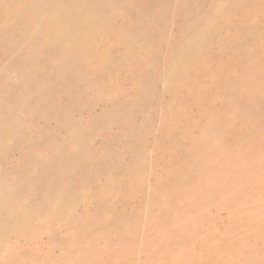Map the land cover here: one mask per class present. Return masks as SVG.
Wrapping results in <instances>:
<instances>
[{"label":"rangeland","instance_id":"obj_1","mask_svg":"<svg viewBox=\"0 0 264 264\" xmlns=\"http://www.w3.org/2000/svg\"><path fill=\"white\" fill-rule=\"evenodd\" d=\"M49 1L50 0H47V4L49 5L46 6V8H42L41 12L38 10V7H28L26 3L28 7L27 12L29 11V13L24 9L26 6L23 5L24 2L18 3V5H15L16 9L14 8L13 11H8V17H2L0 20V63L2 61V67L4 63V66H8L12 63L13 59H17L18 52L22 53V55L19 54L20 56L18 58L21 60L24 57L25 59L24 62L22 60L19 62V59L15 60L14 62H17L15 69L11 70L6 67V71L14 70L12 74L11 72H7L8 74L6 75L8 76L10 74L11 79H13V81L15 80V82L18 80L16 83H13V81L11 82V79H7L9 76L4 78L6 71L4 70V73L2 72L3 68H0V99L8 93L7 98H5L7 101L2 102L0 105H12V100H15L16 96H18L16 106L18 111L14 113L10 110L8 111L10 115L12 114L11 118L13 120L22 121V123L17 122V125L23 128L22 133L15 132L14 136L3 133L5 127H0V164H2L0 166L1 169L3 168L6 171L2 169L0 175L2 172L8 174L9 177L6 179L8 182L15 180L16 172L17 174L19 173V175H36V168H34L35 163L33 160L28 159L27 156L30 154L31 157L32 155L34 156L32 158L46 159V153H48V157L53 155L49 157L52 158L50 169L54 170L53 172L56 177H54V179L52 176H49L47 179L45 178V180H43L46 192H37V190L32 187L33 185L28 186V184L19 177L21 181L16 179V183H12L13 186L17 187L16 191L21 193L19 194L21 195V200L19 198L21 202L17 204L16 202L19 201L15 200V204L14 202L11 203L12 201L10 200L7 206L10 204L12 206L13 204L21 206L28 201L41 197L43 199H49L48 201L50 203L52 201V204H57V207L54 206L56 210L53 208L49 210L35 209L30 214H27V216L22 215L21 217H15V215H13L12 219H14H11L12 225L14 223L19 224L21 221V227L19 226L20 228L17 229L18 231L13 229L5 230L8 232L0 228V232L4 231L0 233L2 237V244L0 247H3L0 249V254L2 253L1 257L9 250L8 247L12 243L9 247L10 252H13L11 247L14 246L17 250L23 247L26 251L29 250V252H33L34 256L25 259L23 261L24 264L25 262L27 264H59V259L62 260L61 264H64L66 260L65 264H78L79 262H83L81 259L85 260V258L88 257L90 260L87 259V261H85L86 264L87 262H89V264H143V262H147V260H149L148 262L151 260V263L146 264H186L187 262V264H191V262L192 264H200L199 257L201 258V264H225L227 262L228 264H253L255 262L254 256L256 260L255 264H257L259 260L261 263L264 262L259 259L261 258L260 255L263 256L262 259H264V254H262V252H264V183L262 186L264 178H260V175L264 176V154L261 151L260 154H258V150H255L258 144L255 146V143L252 141L254 135L258 137L260 142L262 141L261 134L264 136V95L260 97L262 102L259 104L254 102L253 104L258 111L256 114L250 110L247 112L249 115L244 113L243 116V113L237 114L233 108L230 110L231 114L228 112V114L232 116L231 119V117H229L227 113L225 114L220 108L222 105L224 110L226 102L223 106L222 100L228 97L226 101H231L229 96L233 92H236V90L230 88L231 86L229 85L231 84L230 79H232L233 76L231 72L236 70V64L234 63L239 60V54L245 57L249 56L248 61H250V57L252 58L253 54L255 55L253 58L257 59L260 57L259 54L264 51V0H155V2L152 0H111L114 2L111 8L114 9L110 12V19L108 21V24L109 22L110 24L103 30L102 35H94L93 24L89 19L72 23L70 26L68 25L67 31H69V34L71 32L72 34L70 35L73 37L74 30H77L76 37H79V39L74 40L75 47L79 48L81 51L87 48L86 53L88 55L93 54L97 58V62L95 61V63L92 61L84 63L83 66L78 65L79 67H75L73 72L70 69L71 66L67 67L69 62H64V59L67 58L69 54V46L71 45H68L67 52L63 50L60 54L55 53L53 42L55 43V39L60 31L55 29V31L57 30L56 33L53 28L51 29L48 24H45L46 22L40 24L43 23L44 17L46 20L51 17V14L47 16L49 15L48 11H55L52 5H61L60 9L63 11L60 13L63 12L64 14L62 13V16L59 17L65 18L66 16L65 19H67V16L69 17V11H67L68 14L64 12L65 7L63 8L58 0L57 4V1L54 2V0H51L52 3L54 2L53 4ZM101 1L105 4L109 3V0ZM7 2L9 1L0 0V13H4L5 8L3 7L7 6ZM149 2H153L151 4L153 6H150ZM163 2L164 4H162ZM33 7L35 9H33ZM46 9L48 10L45 11ZM158 9L164 10V15H160L161 17L158 15ZM247 9L250 11H246ZM35 10L42 14L43 19H41L40 22L35 17L37 13H34ZM243 10H245L244 13L242 12ZM6 11L7 10H5V12ZM21 11L25 13V15H28L25 16ZM30 11L34 12L30 13ZM97 11H101L99 6H97ZM43 12H45V14ZM15 13L16 15H14ZM43 14L45 16H43ZM53 14L54 13H52V15ZM254 14L255 16H252ZM29 17H31V19ZM253 17L255 19H253ZM101 18L102 21L105 22L107 19L106 14L101 16ZM141 19H147L154 22V25H156L155 30H152L150 34H146L147 38L143 34L146 30V26L140 23ZM31 21L33 22L31 23ZM115 21L121 24L116 25L114 23ZM111 22H113V24ZM34 23H38L39 25H35ZM137 23L141 25L139 29L137 28ZM245 23L247 24L245 25ZM23 24H26L28 28L26 29V26ZM183 24L190 26L187 27L188 29L190 28L189 31L187 28L185 29L186 26H183ZM34 26H37V28ZM198 26H200L202 30ZM13 27L17 29V32H15ZM46 27L49 30L45 29ZM117 27L122 28L121 31L118 30L119 32H124L125 35H127L124 39H121L116 32ZM195 27L199 28L201 32L198 29L200 33H197ZM44 29L46 32H44ZM107 30L114 31V35L106 37V34H108ZM186 30L188 33H186ZM20 32L22 34H20ZM42 32L45 33L47 39L43 37L45 38L43 40L41 37V34H43ZM8 34H11V36ZM12 34L15 35L14 38ZM131 34H134L132 35L133 37ZM27 35H30L33 40L37 39L36 44L32 41L29 42L32 39L30 36L27 37ZM34 35L36 36L34 37ZM49 35L51 36L49 37ZM52 35H56L52 38L54 39L53 41L51 39ZM190 35H192L191 37L193 38H190ZM182 38L187 41L186 44ZM47 40L52 42L48 44ZM179 40L184 43H179ZM40 41H47L45 45L48 46L39 44L41 43ZM120 41H122L123 44V41H126L127 47L133 43L134 48L132 49L133 53L129 55L131 57L124 62V65L118 67L114 64L115 61L118 62V59L115 58L124 50V45L119 47ZM50 43L53 46H51ZM13 44L15 45L14 47ZM32 44L33 46L38 45L39 48H42L36 49L38 48L37 46L36 48L35 46L32 48ZM7 46H11V49L7 50ZM44 46L48 47L45 51L43 48ZM178 46L188 49V53L194 49L199 56L195 55L189 65L185 62H180L177 65L175 61L181 56H175V54L184 52V49L180 52L182 48ZM50 47L52 51L49 49ZM12 48L17 50V57L15 56L16 54L14 56L12 55V57L8 55ZM173 50L176 51V53ZM25 52H27V54H25ZM52 52L55 59L53 60L49 57L47 60L48 57L45 58V56H47L46 53L50 54ZM107 52L111 58V69H107V67L103 66V57H105ZM13 53L12 50L10 54ZM23 53L25 56H29L30 53L33 54L29 57L26 56L28 59L26 60ZM173 53L175 54L173 55ZM35 55L38 58H36ZM78 56L79 53L73 56L75 58L73 59L74 62H71V65L75 66V64H78L77 62L80 59ZM172 57L174 58L172 59ZM130 58L134 60V67L131 66L133 63ZM37 59L45 60V62L42 60L44 63V66L41 65L42 68L40 66V62L42 63V61L38 60L39 65H37ZM25 61H27L28 64ZM34 61L36 62L35 65ZM248 61H245L244 64H248ZM18 63H22V67L19 66ZM46 63L48 65H46ZM24 64L27 65L25 66ZM181 65L183 69L178 70L182 68ZM149 66H151V72L156 75L161 73L162 75L167 74L168 76H162L160 74V77H154V79L147 82V84L145 81L142 82L144 80L143 70ZM17 67L18 69L19 67L21 68V70L19 69L21 72L29 68L27 70L28 73L23 71L24 74L23 72L21 74L20 71H16ZM23 67H25V69H23ZM173 67L176 72L181 70L186 71L179 72V74L181 73L179 77L178 73V76H176L177 74ZM168 68L170 71L172 69L171 73H169ZM30 70H32L33 73ZM34 70H38V72ZM29 71L31 73H29ZM38 73H40V75ZM36 74H38L39 77ZM75 74L77 75L76 77ZM170 74H174V76L171 77ZM33 75L36 77L34 82L32 81ZM169 76L171 82L174 81L171 79L174 77L177 83H174V81V84L171 85V83L165 82V80L170 81L168 79ZM24 78V81L26 83L28 82L26 85L27 87L24 83V85L15 89L19 80L22 82ZM5 79H7V81ZM40 80L43 82H40ZM71 81L74 83L72 84ZM146 81H148V78H146ZM39 82L42 83V85ZM45 82L47 83L45 84ZM111 82H113L112 84H114V86H110ZM141 83L143 84V88L139 87L142 86ZM3 84L7 85L3 86ZM145 84L147 87H145ZM42 86H46V89ZM58 86L59 88L57 89ZM5 88H7V90ZM145 88L146 90H144ZM3 90L7 91V93ZM41 90L43 93L39 92ZM64 90L66 92H64ZM237 92L240 93V91ZM258 92L264 93V87L259 88ZM1 94H3L2 97ZM116 96L119 97V99L116 98L118 101H115ZM33 101L38 104L36 105L34 103V107H45L47 112L42 110H34V113L24 112L27 105L29 106ZM3 108H0L1 113L3 112ZM48 110H50V115ZM90 110L92 111L89 113ZM232 110L233 112H231ZM52 111L53 114H51ZM216 111L217 113H215ZM61 114L65 115V120L61 118ZM42 115L45 117L49 115V118L46 120ZM99 115H102V117H99ZM186 115L188 116L186 117ZM246 115L249 116L247 119L245 118ZM171 116L174 118H171ZM219 117L220 119H218ZM213 118L216 120H214L217 122L216 124ZM4 119H6V117L3 112L0 120ZM13 120L12 122H14ZM92 120L94 122L97 120L95 122L96 124ZM232 120L235 122L233 124H235L236 127L239 126V128L237 127L235 129V125H233L234 127L231 129L228 128L232 131H230L232 134H230L231 138H229V130L227 129L228 131H224L227 128L224 125ZM221 122H223V126H221ZM31 123H35L36 127L32 129L29 128L28 126H30ZM67 123L71 124L67 125ZM213 123L215 126L212 125ZM256 123L259 125L257 124L256 126ZM206 126L208 128H206ZM212 126H217L216 128H218V130H216V128L212 129ZM253 129L254 131L258 129L259 133H256L257 131L255 134L250 133V130L252 132ZM222 130L227 135L224 136ZM243 131H245V133ZM130 132L133 134H130ZM200 132L203 133L200 134ZM246 132H248V134ZM215 133L217 138L220 133L222 134V136L219 137L220 139L222 138V140H220L222 142H219L221 145L218 151L219 156L216 153L217 151L209 147L210 143H208L211 142V137L212 141L216 139ZM249 133L252 135L249 136ZM206 134L208 135L209 141L207 140ZM238 134L246 135V137ZM41 136L47 138L46 141L48 144L41 146L39 143H36V145L38 144V146H36L34 143L35 149L26 146H20V150L19 148L18 150L16 149L20 143L29 139L37 141L38 137ZM240 136H243L246 140ZM234 137L235 139L233 140L232 138ZM191 139H193L192 141L196 142V144L200 142L201 144L203 143V145H201L203 147H205L207 143L209 146L207 148L205 147L206 149L204 148L203 150L201 146H194L196 145L195 143L192 145L193 142L191 143ZM231 139L233 141H231ZM238 139H240L239 142L237 141ZM247 139L250 142L248 149L245 147L248 145H246L248 142ZM241 140L244 142L242 143ZM226 141L228 142L226 143ZM235 141L237 145L233 143ZM105 143L107 145H105ZM176 143L178 144L176 145ZM239 144H241L240 147L243 145L242 149L239 148ZM176 146L177 149L175 148ZM184 146H186V148ZM223 146L224 150L222 149ZM53 148L56 152L52 151ZM229 148H232L230 149L231 151ZM199 149H201V151ZM221 149L224 151L223 154L227 153L228 156L233 155V157L229 156L230 160L228 156H226L228 158L225 157L226 159H222ZM250 149L252 151L254 150V152L256 151L254 154H258V158L254 155V157L257 158L256 162L247 160L253 156ZM193 150L196 151L195 153H200V156L198 155L199 157L197 158H200L202 155L204 156L205 153L211 156V154L215 152L218 159L215 158V154L212 155L214 159L212 156L206 157V155V160L202 156L205 160L201 158L202 161L200 162V159L195 158V161L198 160L197 162L201 163V167L200 164L195 163L193 160L194 163L192 161L190 162L193 158L191 156H197L193 155ZM233 150H235L234 153L229 154L233 152ZM238 151L241 154L237 153ZM202 152H204V154L201 155ZM185 153L192 155L189 156ZM248 153L252 156L250 155V157ZM235 154H238L236 155L238 158ZM61 156L68 157L69 160H71L72 156H75V160H77L80 165H84V167L80 168L81 170H74L72 166H66L67 168L61 167V163H64V165L67 164V160L59 162ZM22 157L25 161L19 166V161H23L21 160ZM180 157H187L188 160L184 159L186 160L184 161L183 158ZM219 157L221 161L223 160V163L219 162ZM235 157L237 159H235ZM209 158H212L214 161L211 159L208 161ZM244 158L245 162L243 163L242 160ZM2 160L3 162L1 163ZM205 161L208 162L203 163ZM11 162H14V167L12 169L10 166ZM233 162H235V164ZM169 163L171 164L170 167ZM258 163L262 167L256 168ZM205 164H208V166L212 165L216 170L213 168L210 169L212 166L209 168ZM247 167H250V169ZM168 169L169 171H167ZM207 169L209 170L207 171ZM174 172H177V174ZM166 174L167 176H165ZM62 175L68 176L67 180L60 181L58 177ZM223 176L227 177L228 180L224 179ZM251 179L252 181H257H253V184V182L250 181ZM258 180L259 183L257 184ZM66 182H69V184L65 186ZM20 183L21 185H19ZM206 183L211 185H205ZM244 184L245 187H247L246 185L248 184V187H250L245 188L242 186ZM252 184L253 186H251ZM195 185L198 186L196 189L193 187ZM258 185L259 187H257ZM61 186L62 189L58 190ZM68 186H70V188ZM63 188L64 190L67 189L66 191L70 194L69 197L66 191H62ZM50 189L51 191H49ZM52 191L53 193L56 191V194L53 195V197L50 195L51 199L46 197L49 196L47 194H50ZM204 192H206V196H204ZM59 193L62 197L66 193V200H64V198L60 199ZM189 193L191 194L189 195ZM152 194H154V196ZM7 195L10 197V194ZM54 197L56 199H54ZM214 205L217 206L215 207ZM245 205L247 206L244 207ZM244 208L248 209L249 212H245L246 209ZM253 208H255L254 211ZM23 213L26 214L24 211ZM199 215L201 216L198 217ZM22 220H24L23 223ZM184 222H186L185 225L183 224ZM182 224L185 229L184 227H180ZM24 229L26 232H24ZM177 233H182L183 236H180L181 234L178 236ZM169 235L171 238H169ZM185 236H187L186 239ZM243 237L245 239H243ZM24 238H27V240H24ZM233 238L236 242L229 241L233 240ZM238 239L241 240L238 241ZM248 239L250 240L248 241ZM95 240H97L96 244ZM4 241L9 242L10 245L8 244V246ZM216 241L217 244H215ZM225 241L227 243H225ZM102 245H104V247ZM249 245L251 246L247 247ZM93 246H95V251H90L89 249H92ZM67 247L68 251L71 249L69 253L66 249ZM5 248L7 250L3 253V249ZM231 248H235V252L237 253L239 251L240 254L233 253L234 250ZM241 248L243 249V253L240 251ZM49 249H51V253H49ZM224 249L228 251L231 250L232 253L227 250L223 251ZM62 250L65 251L63 252ZM246 250L248 252L250 251L249 257H251L248 259L249 253ZM74 251H76L75 254ZM86 252H89L88 255ZM113 252L117 255L114 256ZM225 252L233 254L234 256H229V254ZM60 254L64 258L59 257ZM77 254H81L84 258ZM90 254H92L91 258L94 259L93 262L95 263L91 262L92 259L90 258ZM238 254L240 256H238ZM241 254H246V256ZM85 255H87V257ZM186 256L189 257L187 258ZM218 256H220V259H218ZM226 259H228V261ZM251 259H253V263L248 261ZM221 260L227 262H222ZM70 261L73 263H69ZM247 261L249 263H247ZM85 263L83 262V264Z\"/></svg>","mask_w":264,"mask_h":264},{"label":"bare ground","instance_id":"obj_2","mask_svg":"<svg viewBox=\"0 0 264 264\" xmlns=\"http://www.w3.org/2000/svg\"><path fill=\"white\" fill-rule=\"evenodd\" d=\"M7 1H9V2H7V6H4L3 8H5V10H7L6 12H5V10H4V13L2 14V13H0V20L2 19V17H8V15H9V12L10 11H13V9L16 7L15 5H18V3H23L24 2V4L23 5H26L25 6V10H26V12H27V8L29 7V6H35V7H38L39 9L38 10H40V12H41V9L42 8H46V6H48L49 4H47V0H7ZM51 1V0H50ZM49 1V2H50ZM57 0H54V2H56ZM58 1H59V4H62V7L64 8L65 7V11L64 12H66L67 13V11H69V17L67 16V19H65L66 18V16H65V18H62V17H59V16H62L61 14L63 13H60L61 11H63L62 9H60L61 7V5H59L58 6ZM57 2H56V4H57V6L56 5H52V7H54V9H55V11H53V12H51V10L50 11H48V14L49 15H47V16H50V14H51V17L50 18H48V20H46L45 19V17H44V21H43V23H40V24H44L45 22V24H48L49 25V28L51 27V29L53 28L54 29V31H55V29H57V30H59L60 32H58V36H57V38L55 39V43L53 42V44H54V46L50 43V45L51 46H53V48L55 49V53H57V54H60V53H62V51L63 50H65L66 52H67V47H68V45H71V46H69V54L67 55V58H63L64 59V62H69L68 63V65H67V67H70V69L72 70V72H73V69L75 68V67H77L78 65H81V66H83V64L84 63H88V62H92V61H94V63H95V61H96V56L95 55H88L87 53H86V50H87V48H85L84 50L82 49V51L79 49V48H76L75 47V45H74V40L75 39H79V37H76V33H77V30H74V37L72 36V35H70V34H72L71 32H70V34H69V31H67L68 30V27L72 24V23H76V22H78V21H81V20H86V19H89L91 22H92V24H93V33H94V35H96V34H99V35H102L103 34V30L110 24V22H109V24H108V21H109V16H110V12L114 9H112L111 7H112V5L114 4V2H112L111 0H109L108 2V4H105L104 2L102 3V1L101 0H58ZM153 2H155V0H152ZM257 1V0H256ZM5 2V1H4ZM53 2V3H54ZM153 2H149L150 4V6H153V5H151ZM28 4V7H27V4ZM51 3H52V1H51ZM52 3V4H53ZM103 4V5H102ZM159 4V3H158ZM162 4H164V2L162 3ZM197 4V3H196ZM6 5V4H5ZM109 5H111V6H109ZM160 5V4H159ZM198 5V4H197ZM196 5V6H197ZM251 5H254V4H251ZM20 6V5H19ZM21 6H22V4H21ZM20 6V7H21ZM97 6H99L100 8H101V11H97ZM21 8H23V7H21ZM16 9V8H15ZM18 9H19V7H18ZM33 9H35L34 7H33ZM54 9H52V10H54ZM48 9H46L45 11H47ZM100 10V9H99ZM257 10V9H256ZM261 10H263V9H261ZM9 11V12H8ZM23 11V10H22ZM21 11V13H23ZM246 11H250L249 9H247ZM31 12H34V11H30V13ZM37 11L35 10V12L34 13H36ZM39 11L36 13V18L39 20V22H40V20L41 19H43V17H42V14L40 13ZM51 12V13H50ZM243 13L245 12V10H243L242 11ZM258 12H260V11H258ZM27 13H29V11L27 12ZM33 13V14H34ZM44 14H45V12H43ZM47 13V12H46ZM52 13H54L53 15H52ZM59 13V14H58ZM242 13V14H243ZM24 15H25V13H23ZM43 14V16H45ZM64 14V13H63ZM68 14V13H67ZM105 15L106 14V17H107V19H106V21L104 22V21H102V18H101V16H103V15ZM241 14V15H242ZM256 14V13H255ZM255 14L254 15H252V16H255ZM260 14V13H259ZM14 15H16V13L14 14ZM18 15V14H17ZM26 15H28V14H26ZM25 15V16H26ZM101 15V16H100ZM158 15H159V17H161L160 15H164V10H159L158 9ZM19 16V15H18ZM33 16V17H34ZM47 16H46V18H47ZM32 17V16H31ZM31 17H29L30 19H31ZM59 17V18H58ZM85 17V18H84ZM15 18V17H14ZM34 19V18H33ZM36 19V20H37ZM99 19V20H98ZM104 19H105V17H104ZM253 19H255L254 17H253ZM9 20V19H8ZM7 20V21H8ZM27 20H28V18H27ZM35 20V19H34ZM37 20V21H38ZM6 21V20H5ZM26 21V20H25ZM47 21H48V23H47ZM33 21H31V23H32ZM38 22V23H39ZM42 22V21H41ZM25 23V22H24ZM29 23V22H28ZM35 24V25H39V24ZM112 24H113V22H111ZM116 25H120L121 23L120 22H117V21H115L114 22ZM140 23L141 24H143V25H145L146 26V30L143 32V34H144V36L147 38V35L146 34H150L151 32H152V30H155V28H156V25H154V22H152V21H149V20H147V19H141L140 20ZM254 23V22H253ZM5 24H6V22H5ZM12 24H13V22H12ZM195 24V23H194ZM247 23H245V25H246ZM255 24V23H254ZM10 25V24H9ZM23 25H25L26 26V24H23ZM23 25H22V28H23ZM28 25V24H27ZM30 25V24H29ZM48 25H47V27H48ZM69 25V26H68ZM82 25V24H81ZM13 26V25H12ZM24 26V27H25ZM44 26V25H43ZM183 26H186V25H184L183 24ZM189 26V25H188ZM188 26H186L185 27V29L188 27ZM240 26V25H239ZM11 27V26H10ZM35 27V26H34ZM47 27L45 28V29H47ZM81 27V26H80ZM141 27V25L139 24V23H137V28L139 29ZM190 27V26H189ZM198 27H200V26H198ZM14 28V27H13ZM19 28V27H18ZM26 29L28 28V26H26L25 27ZM30 28V27H29ZM35 28H37V26L35 27ZM44 28V27H43ZM76 28V27H75ZM196 28V27H195ZM194 28V29H195ZM203 28V27H202ZM15 29V28H14ZM14 29H13V31H14ZM44 29V30H45ZM87 29V28H86ZM190 29V28H189ZM189 29L187 28V30L189 31ZM198 29L199 28H196V32L198 33L199 31H200V29H201V27H200V29H199V31H198ZM35 30V29H34ZM41 30H42V28H41ZM47 30H49V29H47ZM56 30V31H57ZM83 30H85V29H83ZM118 30H122V28L121 27H117V33L119 34V37L121 38V39H124V37L125 36H127V35H125V33L123 32V33H121V32H119ZM186 30V33H188V31ZM202 30V29H201ZM1 31V30H0ZM19 31V30H18ZM37 31H40V30H37ZM36 31V32H37ZM55 31V32H56ZM71 31V30H70ZM86 31V30H85ZM84 31V32H85ZM108 31V34H106V37L107 36H111V35H114L113 33H114V31L112 32V31H109V30H107ZM185 31V30H184ZM15 32H17V29H15ZM44 32H46V30L44 31ZM81 32V31H80ZM87 32V31H86ZM201 32V31H200ZM199 32V33H200ZM251 32V31H250ZM11 33V32H10ZM33 33H34V31H33ZM43 33V32H42ZM57 33V32H56ZM132 33V32H131ZM182 33H184V32H182ZM20 34H22L21 32H20ZM19 34V35H20ZM28 34H31V33H28ZM36 34V33H35ZM79 34V33H78ZM89 34V33H88ZM190 34H192V33H190ZM263 34H264V32H263ZM9 35V34H8ZM36 35H38V34H36ZM36 35H34V37L36 36ZM42 35V36H41ZM40 36L43 38V37H45V33H43V34H41ZM83 35V34H82ZM132 35H134V34H131V36ZM187 35H189V34H187ZM9 36H11V34L9 35ZM12 36H13V38H14V36L15 35H13L12 34ZM30 36V35H29ZM28 35H27V37H29ZM51 35H49V37H50ZM54 36H56V35H54ZM53 35H52V37H51V39L54 37ZM130 36V37H131ZM182 36V35H181ZM185 36V35H184ZM192 35H190V38H193V37H191ZM31 37V36H30ZM40 37V38H41ZM133 37V36H132ZM186 37H188V36H186ZM185 37V38H186ZM199 37V36H198ZM9 38H11V37H9ZM36 38H38V37H36ZM42 38H41V40H42ZM46 39H47V37H45ZM45 38H43V40L45 39ZM81 38V37H80ZM189 38V37H188ZM189 38V39H190ZM31 39L32 40H30L29 42H34V44H36V41H37V39L34 41L33 40V38L31 37ZM49 39V38H48ZM178 39H180V38H178ZM189 39H188V41H189ZM7 40H9V39H7ZM40 40V39H39ZM38 40V41H39ZM50 40V39H49ZM54 39H52V41H53ZM129 40V39H128ZM182 40H183V38H182ZM48 41V40H47ZM47 41H45V42H47ZM52 41H48V44H49V42H52ZM176 41H177V39H176ZM180 42L179 43H181L182 41L181 40H179ZM183 41H185V40H183ZM41 42V41H40ZM42 42H44V41H42ZM39 43V44H44L45 45V42L44 43ZM124 42V44L122 43V41H120L119 42V47L120 46H123L124 45V50L123 51H121V54H118V56H116V58L115 59H118V62L117 61H115L114 62V64H115V66H118V67H121L122 65H124V62L126 61V60H128L129 59V57H131V56H129L130 54H132L133 53V51H132V49L134 48V45H133V43H131L132 45H130V46H126V41H123ZM174 42V41H173ZM178 42V41H177ZM176 42V43H177ZM186 42L187 41H185V44H186ZM57 43V44H56ZM76 43V42H75ZM179 43H177V44H179ZM182 43H184V42H182ZM189 43V42H188ZM10 44V43H9ZM8 44V45H9ZM38 44V43H37ZM38 44V45H39ZM184 44V45H185ZM38 45H36L37 47H38ZM49 45V46H50ZM77 45V44H76ZM88 45V44H87ZM181 45V44H180ZM184 45H182V46H184ZM188 45V44H187ZM15 45L13 44V47H14ZM35 46V45H34ZM33 46V44H32V48L34 47ZM36 46H35V48H36ZM42 46V45H41ZM45 46H48V45H45ZM43 47L44 48V51H45V49H47L48 47ZM78 46V45H77ZM186 46V45H185ZM184 46V47H185ZM111 47H113V46H111ZM178 47H181V46H178ZM182 48V49H180V52H182L183 51V49H184V52L183 53H180V54H182V55H180V54H175L176 53V51H174L175 53H173V55L175 54V56L177 55V56H181V57H179V58H177V60L175 61L176 63H177V65H178V63H180V62H185L187 65H189V63L191 62V60L195 57V55L196 56H199L198 54H197V51L196 50H192L190 53H188L187 52V50L188 49H186V48ZM16 48V47H15ZM40 48H42V47H40ZM39 47L38 48H36V49H40ZM8 49H11V46L10 47H8L7 46V50ZM17 49H18V47H17ZM25 49V48H24ZM23 49V50H24ZM49 49H51V51H52V48L50 47ZM186 49V50H185ZM190 49V48H189ZM12 50H13V54H10V52L12 53ZM12 50L9 52V54L8 55H11V57H12V55L14 56L15 54H16V52H17V50L16 49H14V48H12ZM15 50V51H14ZM6 51V50H5ZM24 51H26V50H24ZM31 51H32V49H31ZM31 51H28V52H31ZM41 51H43V50H41ZM104 51H105V49H104ZM54 52V51H53ZM53 52L52 53H50V54H48L49 53V50H48V53H46V55L47 56H45V58H47V60L49 59V57H50V59H55L54 58V55H53ZM178 52V51H177ZM240 52V51H239ZM5 53V52H4ZM35 53H36V50H35ZM76 53H79V56H78V58H80L79 59V61L77 62L78 64L76 65L75 64V66L74 65H71V62H74L73 61V59L75 58V57H73V56H76ZM18 54V57L20 56V55H22V53H20V52H18L17 53ZM17 54L15 55L16 57H17ZM20 54V55H19ZM25 54H27V52H25ZM31 54H33V53H30V55ZM135 54V53H134ZM133 54V55H134ZM6 55H7V53H6ZM5 55V56H6ZM23 55H24V53H23ZM29 55V56H30ZM37 55V54H36ZM36 55H35V57H36ZM43 55V54H42ZM45 55V54H44ZM132 55V56H133ZM223 55V54H222ZM260 55V57L259 58H257V59H255V58H253V56H255L254 54H253V56H252V58L250 57V61H248V59H249V56H247V57H245L244 55H242V54H239V60H237L234 64H236L235 65V67H236V70L235 71H233V72H231L232 73V79H230V81H231V84L229 85V86H231L230 88H233V89H235L236 90V92L234 93H232L229 97L231 98V101L229 100V102H227L226 101V99L228 98V97H225L223 100H222V102H223V106H224V104H225V102H226V104H225V106H224V110H223V107H222V105H221V109H222V111L223 112H225V114L227 113L228 114V112H229V114H231L230 113V110L231 109H233L234 108V111L237 113V114H242L243 113V116H244V113H247V112H249L250 110L253 112V113H257L258 111L255 109V107L253 106V104H254V102L256 103V104H259L260 102H262L261 101V99H260V97H261V95H264V93H259L258 92V89L259 88H261V87H264V51H263V53H261V54H259ZM25 56V55H24ZM27 56V55H26ZM25 56V58H26V60H28L27 59V57H29V56H27L26 57ZM56 56V55H55ZM69 56V57H68ZM101 56V55H100ZM104 56V55H103ZM172 56V55H171ZM171 56H169V57H171ZM7 57V56H6ZM11 57H10V59H11ZM17 57V59L15 58V60H18L19 58ZM33 57H34V55H33ZM205 57V56H204ZM36 58H38V57H36ZM41 58V57H40ZM104 58V62H103V66H105V67H107V69H111V67H112V65H111V63H110V57H109V54H108V52H107V54H105V57H103ZM133 58V57H132ZM174 57H172V59H173ZM94 59V60H93ZM169 59V58H168ZM176 59V58H175ZM2 60V59H1ZM14 59L12 60V63L10 64V65H8V66H4V64H3V67H2V61H1V63H0V68H3L1 71L2 72H4V70L6 71V67H8V69H15V66H16V64H17V62H14L15 61ZM23 62H24V57H23V59H21ZM20 59L18 60L19 62L21 61ZM38 60H41V59H37L36 60V62L38 63ZM42 60H44V59H42ZM41 60V61H42ZM78 60V59H77ZM130 60L132 61V63L134 62V60H132L131 58H130ZM170 60V59H169ZM7 61H8V59H7ZM7 61H6V64H7ZM167 61V60H166ZM197 61V60H196ZM245 61H248V64H249V62H250V64H249V66H248V64H244L245 63ZM9 62V61H8ZM22 62V63H23ZM25 62H27V61H25ZM31 62V61H30ZM35 61H34V65H35V63H36ZM44 62H45V60H44ZM52 62V61H51ZM97 62V61H96ZM112 62V61H111ZM168 62V61H167ZM174 62V63H175ZM22 63H18V65L19 66H21L22 67ZM47 63H49V62H47ZM46 63V65H48ZM172 63V62H171ZM175 63V64H176ZM223 63V62H222ZM27 64H28V62H27ZM27 64H24L25 66L27 65ZM31 64H33V63H31ZM30 64V65H31ZM51 64V63H50ZM175 64H174V66H175ZM215 64V63H214ZM29 65V66H30ZM37 65H39V63L37 64ZM41 65H43L44 66V63H43V61H42V63L40 62V66ZM101 65H102V63H101ZM180 65V64H179ZM207 65V64H206ZM205 65V66H206ZM246 65H247V67H246ZM10 66V67H9ZM28 66V67H29ZM40 66H38V67H40ZM51 66V65H50ZM131 66L132 67H134V63L133 64H131ZM220 66V65H219ZM27 67V68H28ZM31 68H32V65L30 66ZM33 67H35V66H33ZM79 67V66H78ZM96 67H98V66H96ZM176 67V66H175ZM180 67V66H179ZM178 67V68H179ZM181 67H182V65H181ZM41 68H42V66H41ZM54 68V67H53ZM151 68V66H149V67H147L146 69L144 68V75H143V81L142 82H146V84H147V82H149V81H152L153 79H154V77L156 78V76L157 77H160L162 74L161 73H159V75H156L155 73H153V72H151L152 70L150 69ZM170 68V67H169ZM169 68H168V70H169ZM186 68V67H185ZM7 69V70H8ZM19 69L21 70V68L19 67ZM18 69V67L16 68V71L18 70V71H20ZM23 69H25V67H23ZM29 69V68H28ZM28 69H25V70H23V71H26L27 73H28ZM39 69V68H38ZM86 69V68H85ZM173 69H174V71H175V68L173 67ZM180 69H183V67L182 68H179L178 70H180ZM11 70H9V71H6V73H5V76H4V78H6V74H8L7 72H11V74H12V72L14 71H11ZM15 71V72H16ZM22 71V72H23ZM30 71H32V70H30ZM29 71V73H31ZM35 71V70H34ZM55 71V70H54ZM97 71V70H96ZM95 71V72H96ZM171 71H172V69H171ZM171 71L169 70V73H171ZM173 71V72H174ZM182 71V70H181ZM181 71H179V72H181ZM184 71H186V70H184ZM184 71H182V72H184ZM21 72V71H20ZM22 72H21V74H22ZM35 72H38V70L37 71H35ZM42 72V71H41ZM78 72V71H77ZM179 72H176L175 71V73L177 74H179ZM204 72V71H203ZM202 72V73H203ZM206 72V71H205ZM225 72H227V71H225ZM3 73V74H4ZM32 73H33V71H32ZM46 73V72H45ZM44 73V74H45ZM141 73V72H140ZM166 73H167V71H166ZM174 73V74H175ZM213 73V72H212ZM19 74V73H18ZM17 74V75H18ZM20 74V75H21ZM23 74H24V72H23ZM39 75H40V73H38ZM38 74H36L38 77H39V75ZM43 74V73H42ZM41 74V75H42ZM143 74V73H142ZM141 74V75H142ZM150 74H151V77H150ZM161 74V75H160ZM174 74L173 75H171V77L172 76H174ZM178 74L176 75V76H178ZM181 74V73H180ZM180 74H179V77H180ZM29 75V74H28ZM27 75V76H28ZM47 75V74H46ZM165 76L167 75V74H164ZM164 75H162V76H164ZM1 76V75H0ZM9 76V78H7V79H11V77H10V74L8 75ZM7 76V77H8ZM19 76V75H18ZM23 76V75H22ZM30 76H31V74H30ZM48 76V75H47ZM46 76V77H47ZM77 75L75 74V77H76ZM153 76V77H152ZM168 76V75H167ZM175 76V77H176ZM20 77V76H19ZM29 77V76H28ZM37 77V78H38ZM140 77V76H139ZM181 77H183V76H181ZM190 77V76H189ZM208 77L210 78V76L208 75ZM2 78H3V76H2ZM3 78V79H4ZM18 78V77H17ZM36 77H34V75H33V79H32V81L34 82V79H35ZM52 78V77H51ZM146 78H148V81H146ZM163 78H165V77H163ZM163 78H162V80H163ZM178 78V77H177ZM188 78V77H187ZM7 79H5L6 81H7ZM20 79V78H19ZM26 79H29V78H26ZM142 79V78H141ZM169 80H170V76H169V78H168ZM172 80H174L173 82L174 83H177L176 82V78H171ZM179 79V78H178ZM2 80V79H1ZM25 78L23 79V81L21 82L20 80H19V83H18V85H17V87L15 88V89H17L19 86H22V85H24V83H25V86L28 84V82L26 83L25 81ZM69 80V79H68ZM179 80H181V79H179ZM3 81V80H2ZM9 81V80H8ZM13 81V79H11V82ZM18 80H16V82H17ZM27 81V80H26ZM31 81V80H30ZM89 81V80H88ZM230 81H229V83H230ZM15 82V80L13 81V83H16ZM40 82H43V81H41L40 80ZM39 82V83H40ZM54 82V81H53ZM156 82V81H155ZM165 82H169V83H171V85H173L174 83L173 82H171V80L170 81H166L165 80ZM180 82V81H179ZM219 82V81H218ZM4 83H5V81H4ZM12 83V84H13ZM29 83H31V82H29ZM47 82H45V84H46ZM71 83H72V81H71ZM74 83V82H73ZM72 83V84H73ZM110 83V82H109ZM113 82H111V84H110V86L111 85H113L114 86V84H112ZM2 84V83H1ZM11 84V83H10ZM32 84V83H31ZM41 85H42V83H40ZM145 84V85H146ZM199 84V83H198ZM219 84V83H218ZM217 84V85H218ZM7 85V84H6ZM5 84H3V86H6ZM41 85H39V86H41ZM44 85V84H43ZM59 85V84H58ZM140 85V84H139ZM141 85L142 86H139V87H141V88H143V84L141 83ZM144 85V86H145ZM170 85V84H169ZM200 85V84H199ZM222 85V84H221ZM12 86V85H11ZM10 86V87H11ZM31 86V85H30ZM49 86V85H48ZM138 86V85H137ZM27 87V86H26ZM36 87V86H35ZM42 87H44V86H42ZM42 87H40L41 89H42ZM50 87H52V86H50ZM50 87H48V88H50ZM67 87V86H66ZM65 87V88H66ZM145 87H147V85L145 86ZM53 88H55V87H53ZM59 88V86L57 87V89ZM62 88V87H61ZM60 88V89H61ZM68 88H69V86H68ZM140 88V89H141ZM1 89V88H0ZM6 90H7V88H5ZM8 89H10V88H8ZM14 89V90H15ZM44 89H46V86L44 87ZM44 89H42V90H44ZM111 89V88H110ZM42 90L41 91H39V92H41V93H43L42 92ZM66 90V89H65ZM64 90V92H66ZM144 90H146V88L144 89ZM3 91H5V90H3ZM193 91H194V88H193ZM237 91H240V93H238ZM6 93H7V91H5ZM8 92H9V90H8ZM2 93V92H1ZM10 93H13V92H10ZM8 94V93H7ZM4 95V97H2V95L3 94H1V99H0V104L2 103V102H4V101H7V100H5V98H7V96L8 95ZM14 94V93H13ZM217 94V93H216ZM228 94V93H227ZM17 97L18 96H16V98H15V100H12V105H10V104H7V105H0V108H3V107H5V108H3L2 109V111L4 112V114H5V117H6V119H4V120H0V127H5V129H4V132L3 133H5V134H11V135H14L15 136V132H19V133H22L23 132V128H22V126H18L17 125V122H20V123H22V121H15V120H13L11 117H12V114L10 115V113H9V111L8 110H10L12 113H14V112H17L18 111V109H17ZM195 97V96H194ZM10 98H11V95H10ZM116 98H118L119 99V97H115V101L117 100ZM193 98V97H192ZM12 99V98H11ZM34 99V98H33ZM188 99V98H187ZM3 100V101H2ZM114 100V99H113ZM11 101V100H10ZM9 101V102H10ZM13 101H14V103H13ZM115 101H113V102H115ZM118 101V100H117ZM120 101V100H119ZM195 102V101H194ZM34 103L36 104V105H38L36 102H32V104H30L29 106L27 105V107L25 108V110H24V112H27V113H34V110H42V111H45V112H47V109L45 108V107H40V106H38V107H34ZM4 104H6V103H4ZM221 104V103H220ZM183 107H184V105H183ZM181 110V109H180ZM6 111V112H5ZM92 110H90L89 111V113L91 112ZM221 111V112H222ZM3 112L1 113L0 112V117H1V114H3ZM180 112V111H179ZM181 112H183V111H181ZM231 112H233V110L231 111ZM251 112V113H252ZM264 112V111H263ZM48 113H49V115H50V110H48ZM215 113H217V111L215 112ZM262 113V112H261ZM260 113V114H261ZM51 114H53V111L51 112ZM175 114V113H174ZM199 114H201V113H199ZM214 114V113H213ZM212 114V115H213ZM228 114V115H229ZM233 114V113H232ZM248 114V113H247ZM259 114V115H260ZM49 115H48V117H45L44 115H42L43 117H44V119L46 118V120L49 118ZM103 115V114H102ZM102 115H99V117H102ZM173 115V114H172ZM179 115V114H178ZM177 115V116H178ZM180 115H182V114H180ZM211 115V116H212ZM216 115H219V114H216ZM249 115V114H248ZM248 115H246V119H247V117H249ZM262 115V114H261ZM64 116L65 115H63V114H61V118L63 119V120H65L64 119ZM104 116V115H103ZM173 116H175V115H173ZM173 116H171V118H174ZM188 115H186V117H187ZM238 116V115H237ZM241 116V115H240ZM98 117V116H97ZM222 117V116H221ZM226 117V116H225ZM229 117H231V119H232V116H230L229 115ZM229 117H228V119H229ZM260 117V116H259ZM262 117V116H261ZM170 118V117H169ZM235 118L237 119V117H236V115H235ZM263 118V117H262ZM262 118H260V119H262ZM218 119H220V117L218 118ZM223 119V118H222ZM239 119V118H238ZM264 119V118H263ZM12 120L15 122H12ZM172 120V119H171ZM211 120V119H210ZM215 119L213 118V121H214ZM93 121V120H92ZM97 121V120H96ZM95 121V122H96ZM216 121V120H215ZM214 121V123L216 124L217 122H215ZM235 121V120H234ZM240 121V120H239ZM241 121H243V120H241ZM246 121V120H245ZM11 122H12V124H11ZM94 122V121H93ZM94 122V123H95ZM208 122H210V121H208ZM226 122V121H225ZM244 122V121H243ZM262 122H263V120H262ZM92 123V122H91ZM205 123V122H204ZM212 123V122H211ZM214 123L212 124V125H214ZM223 122H221L220 124H222ZM233 123H235V122H233V120L232 121H228V123H226V125H224L225 127H227L224 131H226L228 128H232V127H234L233 125H235V124H233ZM71 123H67V125H70ZM96 124V123H95ZM190 124V123H189ZM210 124V123H209ZM257 124L258 123H256V126H257ZM259 124L261 125V122L259 121ZM258 124V125H259ZM92 125H93V123H92ZM196 125V124H195ZM238 125H239V122H238ZM241 125V124H240ZM263 125V124H262ZM215 126V125H214ZM214 126H212L213 128L212 129H215L216 127H214ZM221 126H223V124L221 125ZM29 128H35L36 127V125H35V123H31L30 124V126H28ZM238 128H239V126H237ZM236 127V125H235V129L237 128ZM262 127V126H261ZM206 128H208L207 126H206ZM254 128V127H253ZM167 129V128H166ZM200 129H201V127H200ZM203 129V128H202ZM219 129H221V128H219ZM260 129V128H259ZM193 130V129H192ZM192 130H190V131H192ZM204 130V129H203ZM216 130H218V128H216ZM229 130V129H228ZM227 130V131H228ZM264 130V129H263ZM221 131V130H220ZM223 130H222V133L224 134V136L225 135H227V134H225V132H224ZM231 130H229V136H230V134H232L231 132H230ZM246 131V130H245ZM245 131H243L244 133H245ZM257 131V132H256ZM260 131H261V129H260ZM193 132V131H192ZM219 132V131H218ZM242 132V133H243ZM255 132L256 133H259L258 132V129L256 130L255 129V131H254V129L252 130V132H251V130H250V133H254L255 134ZM264 132V131H263ZM132 132H130V134H131ZM135 133V132H134ZM201 133H203V132H200V134ZM241 133V132H240ZM243 133V134H244ZM247 134H248V132H246ZM250 133H249V136H251L250 135ZM133 134V133H132ZM243 134H238V135H243ZM261 134V133H260ZM259 134V135H260ZM205 135V134H204ZM203 135V136H204ZM208 135H209V132H208ZM208 135L206 134V137H207V140L209 139L208 138ZM74 136H75V134H74ZM193 136H195V135H193ZM202 136V135H201ZM220 136H222V134L220 133L219 134V136H218V138L216 137V133H215V140L213 139V141H212V137H211V142H208V143H210V146L209 145H205V147L207 148L208 146L209 147H211L214 151H217L216 153H217V155H218V151H219V146H221L220 144H219V142H222V141H220V140H222V138L220 139L219 137ZM228 136V137H229ZM237 136V135H236ZM244 137H246V135H243ZM243 136H240V137H243ZM248 136V135H247ZM198 137V136H197ZM205 137V136H204ZM204 137H202V138H204ZM243 137V139H245L246 140V138H244ZM214 138V137H213ZM227 138V137H226ZM229 138H231V136L229 137ZM248 138V137H247ZM174 139V138H173ZM194 139V138H193ZM193 139H191V143L193 142L192 140ZM195 139H196V137H195ZM233 140L235 139V137L234 138H232ZM231 139V141H233ZM249 139V138H248ZM248 139H247V141H248ZM261 139H262V141L260 142L259 140H258V137L257 136H255L254 135V137H253V139H252V141L255 143L254 145L256 146V144H258L257 146H256V148L257 149H255V150H258V154H260V151L264 154V148H262V147H264V136L261 134ZM47 140V138L45 137V136H41V137H38V139H37V141H33V140H31V139H29V140H27V141H24L23 143H20V145L18 146V147H16V149L18 150V148H19V150L21 149L20 148V146H26V147H28V148H32V149H35L34 147H35V145H36V143H39V145H46V144H48V142L46 141ZM177 140V139H176ZM199 140H201V139H199ZM195 141V140H194ZM209 141V140H208ZM238 142L240 141V139H238L237 140ZM242 141V140H241ZM246 141V142H247ZM205 142H207V141H205ZM228 141H226V143H227ZM244 141H242V143H243ZM249 142V141H248ZM246 143V145L247 146H245V147H247L246 149H248V147H249V145H250V142L249 143ZM252 142V143H253ZM34 143H35V145H34ZM108 144H110L109 142H107ZM196 144V142H193L192 143V145L193 144ZM224 143V142H223ZM234 144L235 143H237L236 141L235 142H233ZM241 143V142H240ZM252 143H251V145H252ZM15 144V143H14ZM17 144V143H16ZM175 144V143H174ZM178 143H176V145H177ZM225 144V143H224ZM232 144V143H231ZM2 145V144H1ZM12 145V144H11ZM105 145H107L106 143H105ZM191 145V146H192ZM201 146V145H203V143L201 144V142L200 143H197L196 145H194V146ZM235 145H237V144H235ZM240 145L241 144H239V148H241L242 149V147H243V145H242V147H240ZM36 146H38V144L36 145ZM11 147V146H10ZM185 148H186V146H184ZM205 147H203V146H201V149H203L204 150V148ZM233 147V146H232ZM46 148V147H45ZM176 149H177V146L175 147ZM199 148V147H198ZM205 148V149H206ZM222 148V147H221ZM251 148V147H250ZM14 149V148H13ZM12 149V150H13ZM15 149V150H16ZM31 149V150H32ZM201 149H199L200 151H201ZM223 150H224V146H223V148H222ZM221 149V150H222ZM230 149H232V148H229V150ZM4 150V149H3ZM169 150V149H168ZM167 150V151H168ZM202 150V151H203ZM208 150H209V148H208ZM211 150V149H210ZM220 150V152L222 153L221 155H222V159H224L226 156H228V154L227 153H224L223 154V150L221 151ZM251 150V149H250ZM250 150H248V151H250ZM30 151V150H29ZM53 152H56L55 151V149L53 148V150H52ZM194 151V153L196 152L195 150H193ZM199 151V152H200ZM213 151V152H214ZM231 151V150H230ZM234 151L235 150H233V152H230L229 154H233L234 153ZM243 151H244V148H243ZM252 151V150H251ZM250 151V152H251ZM205 152V151H204ZM204 152H202L201 153V155L202 154H204ZM207 152H209V151H207ZM245 152V151H244ZM256 152V151H255ZM254 152V150L251 152V153H253L251 156L249 155V153H248V155L251 157L250 159H247V160H253V161H257V156H258V154H254L255 153ZM1 153H2V151H1ZM136 153V152H135ZM189 153V152H188ZM188 153H185L186 155H189V156H191L192 154H188ZM193 153V155H197V156H191V157H193L191 160H190V162L193 160V161H195V158H197V157H199L200 156V153H195L194 154ZM211 153V152H210ZM209 153V154H210ZM216 153L214 152L213 154H215L216 155ZM237 153H240L239 151L237 152ZM184 154V155H185ZM213 154H211V156L213 155ZM220 154V153H219ZM241 154V153H240ZM48 155V153H46V159H44V158H42V159H40V158H32V157H34L33 155H32V157L30 156V154L27 156V158L28 159H31V160H33V162L35 163V165H34V168H36V175H32V176H29V175H19V173L17 174V172H16V170H15V172H16V176H15V180L13 181L12 180V182H14V183H16V179H18V180H20L19 179V177L20 178H22L24 181H25V183H27L28 184V186L29 185H33L32 187L35 189V190H37V192H40V193H44V192H46V190H45V186L43 185V180H45V178L47 179L49 176H52L53 178L54 177H56L54 174V170H52V169H50V165H51V163H52V158H49V157H52V156H47ZM199 155V156H198ZM207 155V156H206ZM214 155V156H215ZM215 156V158L216 159H218V156ZM236 155H238V154H235V156ZM242 155H245V154H242ZM247 155V154H246ZM254 155H255V157H257V158H255L254 157ZM262 155V154H261ZM261 155H259L260 157H262ZM36 156V155H35ZM45 156V155H44ZM203 156V155H202ZM202 156L200 157V158H197V159H200L199 160V162L200 161H202V159L203 158H205L206 160H207V158L206 157H211L210 155H208V153L206 154H204V156H203V158H202ZM206 156V157H205ZM230 157H233V155H229ZM228 156V157H229ZM241 156V155H240ZM23 157H24V155H23ZM21 158V160H23L22 162L21 161H19V166H21L22 164H23V162L25 161V157L24 158ZM213 157V156H212ZM228 157H226V158H228ZM230 157H229V160H230ZM237 158H238V156H236ZM235 157V159H237ZM246 157V156H245ZM263 157H264V155H263ZM27 158H26V160H27ZM180 158H183V160L184 159H187L188 160V158L186 157V158H184V157H180ZM202 158V159H201ZM225 158V159H226ZM196 159V160H197ZM205 159H203V160H205ZM210 159L211 160H213L214 159V157H213V159L212 158H209V160L208 161H210ZM233 159V158H232ZM231 159V160H232ZM241 159H242V156H241ZM19 160H20V158H19ZM62 160H67V164L66 165H64V163H61L60 164V166L61 167H64V168H67V167H71L72 166V169H80V168H83L84 167V165H80L79 164V162L77 161V160H75V156H72V158H71V160H69V158L68 157H60V160H59V162L60 161H62ZM219 162H221V163H223L222 161H221V159H220V157H219ZM229 160H226V161H229ZM184 161H186V160H184ZM183 161V162H184ZM192 161V162H193ZM198 161V160H197ZM197 161H195V163H198ZM208 161H205V162H203V163H206V162H208ZM214 161V160H213ZM237 161V160H236ZM243 161V163L245 162V158L242 160ZM242 161H240V162H242ZM252 161V162H253ZM3 162V160L1 161V163ZM21 162V163H20ZM176 162V161H175ZM217 162H218V160H217ZM231 162V161H230ZM229 162V163H230ZM249 162V161H248ZM259 162V161H258ZM187 163V162H186ZM185 163V164H186ZM194 163V162H193ZM202 163V164H203ZM213 163V162H212ZM211 163V164H212ZM220 163V164H221ZM228 163V164H229ZM234 164H235V162H233ZM260 163V162H259ZM258 163V166H256V168L258 167V168H260V167H262V166H260V164ZM58 164V163H57ZM198 164H200L201 165V163H198ZM209 164V163H208ZM208 164L206 165V166H208ZM217 164V163H216ZM219 164V165H220ZM240 164V163H239ZM250 164V163H249ZM0 165H2V164H0ZM18 165V164H17ZM213 165H214V163H213ZM219 165H218V167H219ZM245 165V164H244ZM10 166H11V169L14 167V162H11L10 163ZM55 166V165H54ZM59 166V165H58ZM67 166V167H66ZM171 166V164L169 163V167ZM180 166V165H179ZM178 166V167H179ZM185 166V165H184ZM206 166H205V168H206ZM212 166V165H211ZM210 165L208 166L209 168L211 167ZM215 166V165H214ZM3 167V166H2ZM177 167V168H178ZM201 167H202V165H201ZM204 167V166H203ZM252 167V166H251ZM179 168H182V167H179ZM213 168V166L210 168V169H212ZM216 168H217V166H216ZM240 168V167H239ZM243 168V167H242ZM241 168V169H242ZM247 168H249L250 169V167H247ZM255 168V169H256ZM3 169V168H2ZM1 169V166H0V171L2 170ZM214 169V168H213ZM244 169V168H243ZM242 169V170H243ZM81 170V169H80ZM177 170V169H176ZM206 170V169H205ZM209 169H207V171H208ZM214 170H216V169H214ZM213 170V171H214ZM260 170V169H259ZM263 170V169H262ZM3 171H5V169H3ZM69 171V170H68ZM67 171V172H68ZM167 171H169V169L167 170ZM244 171V170H243ZM246 171V170H245ZM252 171V170H251ZM261 171V170H260ZM260 171H259V173H260ZM6 172V171H5ZM14 172V171H13ZM14 172V173H15ZM240 172V171H239ZM248 172V171H247ZM70 173H71V171H70ZM175 173V172H174ZM213 173V172H212ZM243 173V172H242ZM74 174V173H73ZM175 174H177V172L175 173ZM197 174V173H196ZM264 174V173H263ZM213 175V174H212ZM215 175V174H214ZM242 175V174H241ZM165 176H167V174L165 175ZM230 176V175H229ZM9 176H8V174H5V173H1V175H0V228H2L4 231L5 230H8V229H13V230H17L18 228H20L21 227V225H20V222H19V224H17V223H14L13 225H12V221H11V219H12V217H13V215H15V217H21L22 215H24V216H27V214H30L33 210H35V209H37V210H49V209H51V208H53V209H55L57 206V204L55 205V204H52V201H51V203L48 201L49 199H47L46 197H48V198H50V195H51V197H53V195H55L56 193V189H54V190H56V191H54V193H53V191L49 194H47V195H49V196H46L45 198L46 199H43V198H41V197H39V198H37V199H33V198H31V199H33V200H31V201H28L26 204L24 203V205H21V206H18V205H15L16 203L18 204V203H20L21 201V195H19V194H21L20 192H18V191H16V189H17V187H15V186H13V183L12 182H8L6 179L8 178ZM176 177V176H175ZM209 177V176H208ZM224 177V176H223ZM264 178V176H262V175H260V178ZM44 178V179H43ZM59 178V180L60 181H64V180H67V178H68V176H59L58 177ZM229 178V177H228ZM14 179V178H13ZM55 179V178H54ZM210 179H211V177H210ZM224 179H226V180H228L227 179V177H224ZM247 179V178H246ZM257 179V178H256ZM259 179V178H258ZM17 180V181H18ZM162 180V179H161ZM214 180V179H213ZM221 180H222V178H221ZM226 180H223V181H226ZM237 180V179H236ZM21 181V180H20ZM211 181V180H210ZM250 181H252V179L250 180ZM254 181V180H253ZM252 181V182H253ZM257 181V180H256ZM256 181H254V182H256ZM264 181V180H263ZM262 181V186H263V182ZM56 182H58V181H56ZM157 182V181H156ZM245 182H247V181H245ZM249 182V181H248ZM251 182V183H252ZM254 182H253V184H254ZM24 183V182H23ZM205 183V182H204ZM209 183V182H208ZM212 183V182H211ZM238 183V182H237ZM250 183V182H249ZM259 183V180H258V182H257V184ZM26 184V185H27ZM58 184V183H57ZM67 184H69V182L67 183L66 182V184H65V186L67 185ZM253 184L251 185V186H253ZM256 184V185H257ZM19 185H21V183L19 184ZM59 185V184H58ZM74 185V184H73ZM156 185V184H155ZM205 185H211V184H205ZM249 185V184H248ZM248 185H246L247 187H248ZM260 185V184H259ZM259 185L257 186V187H259ZM17 186V185H16ZM46 186H47V184H46ZM170 186V185H169ZM242 186H244L245 187V184L244 185H242ZM261 186V185H260ZM23 187V186H22ZM53 187V186H52ZM69 188H70V186H68ZM193 187H195V189L198 187V186H193ZM210 187V186H209ZM220 187V186H219ZM218 187V188H219ZM247 187H245V188H247ZM250 187V186H249ZM248 187V188H249ZM27 188V187H26ZM56 188H57V185H56ZM67 188V187H66ZM207 188V187H206ZM217 188V187H216ZM241 188V187H240ZM245 188H243V189H245ZM20 189V188H19ZM52 189V190H53ZM60 189H62V186H61V188H59L58 190H60ZM162 189V188H161ZM166 189V188H165ZM192 189V188H191ZM190 189V190H191ZM195 189H193V190H195ZM199 189V188H198ZM21 190V189H20ZM67 190V189H66ZM66 190H64V188H63V192L64 191H66ZM210 190H211V188H210ZM256 190V189H255ZM49 191H51V189L49 190ZM61 191V192H62ZM203 191V190H202ZM207 191V190H206ZM29 192V191H28ZM60 192V193H61ZM62 192V193H63ZM69 192H70V190H69ZM192 192V191H191ZM207 192H209V191H207ZM215 192V191H214ZM25 193H26V190H25ZM24 193V194H25ZM53 193V194H52ZM59 193V197H60V199H62V198H64V200H66L65 199V196L67 197V194L66 193H68V191H66V193L63 195V197L61 196V194ZM194 193V192H193ZM198 193V192H197ZM202 193V192H201ZM205 193V195L204 196H206V192H204ZM263 193V192H262ZM7 194H10V197L7 195ZM156 194V193H155ZM161 194H162V192H161ZM191 193H189V195H190ZM200 194V193H199ZM198 194V195H199ZM12 195V196H11ZM153 196H154V194H152ZM209 195V194H208ZM214 195V194H213ZM216 195V194H215ZM37 196V195H36ZM70 196V194L68 193V197ZM158 196V195H157ZM197 196V195H196ZM19 198H20V200H19ZM203 198V197H202ZM51 199V198H50ZM54 199H56L55 197H54ZM59 199V200H60ZM256 199V198H255ZM12 201L11 203H13L15 200H18L19 202H14L15 204H13V206L10 204V205H8L7 206V203L9 202V201ZM58 200V199H57ZM63 200V201H64ZM54 201V200H53ZM25 202V201H24ZM59 202V201H58ZM61 202V201H60ZM23 203V202H22ZM59 204V203H58ZM66 204H67V202H66ZM217 204V203H216ZM54 206H56L55 208H54ZM64 206V205H63ZM215 206V205H214ZM217 206V205H216ZM215 206V207H216ZM247 205H245L244 207H246ZM205 207V206H204ZM59 208V207H58ZM236 208V207H235ZM243 208V207H242ZM249 208V207H248ZM202 209V208H201ZM217 209V208H216ZM244 209H246V208H244ZM56 210V209H55ZM255 210V208H253V211ZM256 210H258V209H256ZM259 210H260V208H259ZM258 210V211H259ZM23 211L26 213V214H24L23 213ZM63 211V210H62ZM202 211V210H201ZM242 211V210H241ZM249 212L248 211V209H246L245 210V212ZM262 211H263V208H262ZM21 212V213H20ZM57 212V211H56ZM61 212V211H60ZM198 212V211H197ZM20 213V214H19ZM59 213V212H58ZM202 213V212H201ZM252 213V212H251ZM254 213V212H253ZM263 213H264V211H263ZM50 214H52V213H50ZM55 214V213H54ZM256 214V213H255ZM42 215V214H41ZM49 215V214H48ZM202 215V214H201ZM201 215H199L198 217H200ZM183 216V215H182ZM203 217H205V216H203ZM24 218V217H23ZM14 219V218H13ZM12 219V220H13ZM53 219V218H52ZM59 219V218H58ZM199 219V218H198ZM201 219H202V217H201ZM57 220V219H56ZM172 220V219H171ZM182 220H183V218H182ZM182 220H181V222H182ZM189 220V219H188ZM187 220V221H188ZM23 221L24 220H22V223H23ZM55 221V220H54ZM184 221V220H183ZM56 222V221H55ZM188 223H189V221H188ZM184 225L186 224V222H184L183 223ZM183 224L180 226V227H184L183 226ZM191 224V223H190ZM12 225V226H11ZM245 225V224H244ZM20 226V227H19ZM25 228V227H24ZM23 229V228H22ZM184 229H185V227H184ZM25 230V229H24ZM169 230H171L170 228H169ZM4 231H1L0 233H2V232H4ZM18 231V230H17ZM5 232H8V231H5ZM24 232H26V230L24 231ZM149 232V231H148ZM171 232H172V230H171ZM16 233V232H15ZM149 233H151V232H149ZM7 234V233H6ZM169 234V233H168ZM175 234V233H174ZM178 234V233H177ZM181 234V235H180ZM180 234H178V236L180 235V236H183V234L182 233H180ZM33 235H35V234H33ZM33 235H32V237H33ZM148 235V234H147ZM153 235H154V233H153ZM171 235V234H170ZM169 235V236H170ZM257 235H259V234H257ZM19 236V235H18ZM22 236H24V235H22ZM29 236V235H28ZM106 236V235H105ZM260 236H261V233H260ZM174 237H175V235H174ZM173 237V238H174ZM186 237L187 236H185V239H186ZM257 237V236H256ZM19 238V237H18ZM97 238V237H96ZM102 238H104V237H102ZM147 238H148V236H147ZM154 238V237H153ZM169 238H171V236L169 237ZM172 238V239H173ZM237 238V237H236ZM238 238H240V237H238ZM27 240V238H24V240ZM32 239V238H31ZM98 239V238H97ZM150 239H151V237H150ZM188 239H189V237H188ZM242 239V238H241ZM241 239H238V241L239 240H241ZM243 239H245L244 237H243ZM181 240V239H180ZM184 240V239H183ZM250 239H248V241H249ZM92 241V240H91ZM94 241V240H93ZM96 241L97 240H95V244H96ZM187 241V240H186ZM229 241H235L234 240V238H233V240H229ZM248 241H247V243H248ZM5 242V241H4ZM26 242V241H25ZM236 242V241H235ZM7 245L9 244V242H5ZM106 243V242H105ZM105 243H104V245H105ZM225 243H227L226 241H225ZM2 244V237H1V235H0V245ZM5 244V245H6ZM215 244H217V241H216V243ZM10 245V244H9ZM8 245V246H9ZM11 245H12V243H11ZM10 245V246H11ZM17 245H18V243H17ZM104 245H102L103 247H104ZM248 245V244H247ZM9 246V247H10ZM44 246H46V245H44ZM216 246V245H215ZM251 245H249V246H247V247H250ZM5 247V246H4ZM8 247V249L9 250H7L6 248H7V246H6V248L5 249H3L4 250V252L3 253H5V250H7V252L4 254V256L3 257H1L2 255V253L0 254V264H24L23 263V261L25 260V259H27V258H29V257H33L34 256V254H33V252L31 251V252H29V250L28 251H26L22 246V249H19V250H17V248L14 246V247H11L12 249L11 250H13V252H10V248ZM52 247V246H51ZM94 247L95 246H93V248L92 249H89L90 251L91 250H94ZM204 247V246H203ZM217 247V246H216ZM1 248H3V247H0V249ZM50 248V247H49ZM30 249V248H29ZM52 249V248H51ZM51 249H49L50 250V252L49 253H51L52 251H51ZM53 249H54V247H53ZM67 249V251H68V247L66 248ZM231 249H233V248H231ZM235 249V248H234ZM233 249V250H234ZM225 250H227V249H224L223 251H225ZM236 250V249H235ZM235 250L233 251V253L235 252ZM242 248H241V253H243L242 252ZM249 250V249H248ZM46 251H48V250H46ZM63 251V250H62ZM65 251V250H64ZM63 251V252H64ZM69 251H71V249L69 250ZM69 251H68V253H69ZM95 251V250H94ZM93 251V252H94ZM228 251V250H227ZM238 251V250H237ZM245 251V250H244ZM247 251V250H246ZM75 252L76 251H74V254H75ZM85 252V251H84ZM115 252V251H114ZM114 252H113V255L115 256V255H117V254H114ZM150 252V251H149ZM228 252H231V250L230 251H228ZM228 252H225V253H228ZM248 252V251H247ZM87 253V255H88V253L89 252H86ZM118 253V252H117ZM147 253V252H146ZM146 253H145V256H146ZM232 253V252H231ZM236 253V252H235ZM237 253H239V251L237 252ZM236 253V254H237ZM249 254H248V257H247V259L248 258H250L249 257V255H250V251L248 252ZM39 254V253H38ZM58 254V253H57ZM56 254V255H57ZM72 254V253H71ZM93 254V253H92ZM92 254H90V258H91V255ZM95 254V253H94ZM139 254V253H138ZM191 254V253H190ZM229 254V253H228ZM240 254V253H239ZM238 254V256H240ZM262 254H264V252H262ZM67 255H69V254H67ZM67 255H66V257H67ZM78 255V254H77ZM81 254H79L78 256H80ZM82 255H83V252H82ZM81 255V256H82ZM87 255H85L86 257H87ZM96 255V254H95ZM157 255V254H156ZM196 255V254H195ZM224 255V254H223ZM230 255H233V254H229V256ZM241 255H243V254H241ZM39 256V255H38ZM59 256V255H58ZM74 256V255H73ZM97 256V255H96ZM157 256H159V255H157ZM184 256V255H183ZM198 256H199V254H198ZM226 256H228V255H226ZM234 256V255H233ZM233 256H232V259H233ZM243 256H246V254L245 255H243ZM44 257V256H43ZM59 257H63L61 254H60V256ZM83 258H84V256H82ZM113 257V256H112ZM151 257V256H150ZM179 257V256H178ZM181 257V256H180ZM187 257V256H186ZM185 257V258H186ZM189 257V256H188ZM187 257V258H188ZM215 257H216V253H215ZM260 257L261 258H259V259H261V261L263 260L264 261V259H262L263 258V256H261L260 255ZM64 258V257H63ZM89 258V257H88ZM88 258H85V260H83V259H81L84 263H85V261H87V259ZM94 258V257H93ZM147 258V257H146ZM145 258V259H146ZM231 258V257H230ZM229 258V259H230ZM55 259V258H54ZM67 259V258H66ZM80 259V258H79ZM78 259V260H79ZM92 259V258H91ZM95 259H96V257H95ZM148 259V258H147ZM199 259H200V264H201V258L199 257ZM218 259H220V256H218ZM218 259H217V261H218ZM221 259H222V257H221ZM244 259V258H243ZM32 260V259H31ZM34 260L36 261V259L34 258ZM74 260H76V259H74ZM88 260H90V259H88ZM93 260L94 259H92L91 260V262H93ZM197 260H198V258H197ZM203 260V259H202ZM227 261H228V259H226ZM252 260L253 259H251V260H248L249 262H252ZM33 261V260H32ZM61 261L62 260H58V263L59 264H61ZM67 261V260H66ZM65 261V262H66ZM110 261V260H109ZM146 261V260H145ZM149 260H147V262H143V264H146V263H151V260H150V262H148ZM191 261H192V259H191ZM190 261V262H191ZM199 261V260H198ZM222 261V260H221ZM223 261H225V260H223ZM222 261V262H223ZM227 261H225V262H227ZM231 261V260H230ZM244 261L246 262V260L244 259ZM247 261V263H249ZM254 263L253 264H255L256 263V260H255V256H254ZM52 262V261H51ZM65 262H64V264H65ZM76 262V261H75ZM79 262V261H78ZM83 262L82 263H78V264H83ZM111 262V261H110ZM112 262H114V261H112ZM116 262V261H115ZM232 262V261H231ZM45 263V262H44ZM55 263H57V262H55ZM69 263H73V262H69ZM93 263H95V262H93ZM98 263V262H97ZM101 263H102V260H101ZM188 263V262H187ZM186 263V264H187ZM259 264H263L264 262H260V260H259V262H258ZM257 263V264H258ZM25 264H27L26 262H25ZM86 264V263H85ZM87 264H89V262H87ZM107 264H109V263H107ZM178 264V263H177ZM191 264H192V262H191ZM210 264V263H209ZM225 264H228V262L227 263H225ZM232 264V263H231Z\"/></svg>","mask_w":264,"mask_h":264}]
</instances>
